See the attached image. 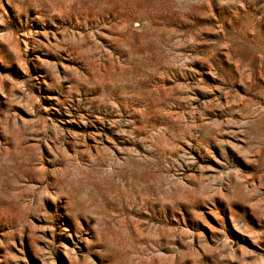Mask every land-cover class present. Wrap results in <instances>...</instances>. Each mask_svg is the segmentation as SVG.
Segmentation results:
<instances>
[{"label": "rangeland", "instance_id": "374dc122", "mask_svg": "<svg viewBox=\"0 0 264 264\" xmlns=\"http://www.w3.org/2000/svg\"><path fill=\"white\" fill-rule=\"evenodd\" d=\"M0 264H264V0H0Z\"/></svg>", "mask_w": 264, "mask_h": 264}]
</instances>
